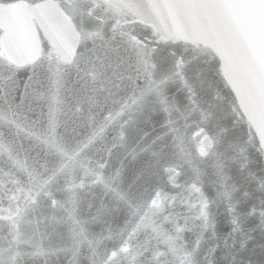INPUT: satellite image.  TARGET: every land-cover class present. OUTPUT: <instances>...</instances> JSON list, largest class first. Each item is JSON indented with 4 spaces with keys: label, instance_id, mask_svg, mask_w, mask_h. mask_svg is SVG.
Returning a JSON list of instances; mask_svg holds the SVG:
<instances>
[{
    "label": "snow or ice",
    "instance_id": "1",
    "mask_svg": "<svg viewBox=\"0 0 264 264\" xmlns=\"http://www.w3.org/2000/svg\"><path fill=\"white\" fill-rule=\"evenodd\" d=\"M264 0H0V264H264Z\"/></svg>",
    "mask_w": 264,
    "mask_h": 264
},
{
    "label": "water",
    "instance_id": "2",
    "mask_svg": "<svg viewBox=\"0 0 264 264\" xmlns=\"http://www.w3.org/2000/svg\"><path fill=\"white\" fill-rule=\"evenodd\" d=\"M255 119H256L258 124L264 126V113L255 114Z\"/></svg>",
    "mask_w": 264,
    "mask_h": 264
}]
</instances>
